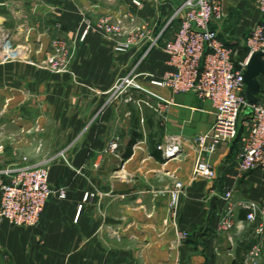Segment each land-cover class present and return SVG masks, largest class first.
<instances>
[{"label":"crops","instance_id":"obj_1","mask_svg":"<svg viewBox=\"0 0 264 264\" xmlns=\"http://www.w3.org/2000/svg\"><path fill=\"white\" fill-rule=\"evenodd\" d=\"M135 1L0 0V28L11 40L20 45L27 26L37 32L36 61L56 35L75 51L66 73L21 60L0 62V180L9 182L3 173L8 168L48 162L51 186L68 189L66 200L50 198L37 226L14 228L4 221L0 264H243L255 244L262 248L264 264V235H257L258 224L246 222V211L237 210L233 231L218 232L226 193L232 192L235 204L264 201V173L239 172L237 143H223L211 158L217 172L213 183L194 179L195 153L166 166L151 155L169 136L193 139L208 133L215 110L195 95L152 85L171 70L163 48L178 28L176 22L169 24L177 4L140 0L137 7ZM224 1L225 19L213 29L234 48L263 16L255 0ZM128 12L140 31L127 37L142 31L149 37L118 53L116 41L95 24L106 15ZM159 35L160 47L148 52ZM132 72L142 75L136 82L150 94L136 93L137 98L153 109L128 103L125 96L111 97L117 80ZM259 80L258 98L264 100V75ZM164 101L172 102L165 115L158 106ZM113 142L119 144L118 156L108 151ZM177 180L188 188L174 227L166 223L169 197L153 192ZM96 190L102 196L85 203V195ZM177 233L187 238L178 242Z\"/></svg>","mask_w":264,"mask_h":264},{"label":"built area","instance_id":"obj_2","mask_svg":"<svg viewBox=\"0 0 264 264\" xmlns=\"http://www.w3.org/2000/svg\"><path fill=\"white\" fill-rule=\"evenodd\" d=\"M176 9L169 24L176 22L177 31L163 50L169 60L171 70L163 77L152 80V85L170 90L175 95H195L203 101L210 102L215 112V122L211 130L193 139L181 135L169 136L159 145L164 166L188 158L192 154L198 156L193 171L195 180L214 182L217 172L210 163L223 143H237V168L242 174L253 172L264 173V100L249 104L246 97L245 72L250 58L257 53L264 59V0H255L263 22L256 26L246 41L247 55L237 60L236 54L223 40L213 25L225 19L224 0H175ZM135 5L140 7L141 1ZM135 17L132 13L106 15L100 18L95 26L109 39L116 41V51L125 53L141 38L149 37L147 32L134 34ZM93 24L89 23L88 30ZM57 25L56 29L60 30ZM131 29L133 30L131 33ZM0 28V62L8 60L25 61L35 67L50 70L52 73L69 72L75 58V51L61 35L51 39L50 48L42 60L21 54L20 46L13 48L8 35H1ZM3 33V32H2ZM161 35L151 39L148 52L160 47ZM135 72L121 77L110 90L111 97L125 96L128 103L145 105L154 108L147 100L137 98L136 93L149 94L136 82ZM150 95V94H149ZM165 106L158 105L164 115L172 105L164 101ZM158 109V108H157ZM245 115V118H243ZM166 121V118H165ZM2 149V147L0 148ZM108 151L118 156L119 144L113 142ZM79 172V171H78ZM9 182L0 180V227L8 221L14 228H32L39 224L43 210L53 195L60 201L67 198V187L54 188L49 182L50 164L12 167L3 172ZM80 173V172H79ZM188 186L177 180L172 187L163 191H155L154 195L169 197V222L177 225L180 212V200ZM102 194L96 190L85 195L84 202L92 201ZM124 198V196H121ZM226 203L220 216L218 232H231L236 228L237 210L247 212L246 222L258 224L257 235H264V201L233 202L232 192L224 195ZM82 206L80 207V211ZM178 242L187 238V234L177 233ZM262 248L253 245L246 253L243 264H260ZM169 264H179L178 261Z\"/></svg>","mask_w":264,"mask_h":264},{"label":"water","instance_id":"obj_3","mask_svg":"<svg viewBox=\"0 0 264 264\" xmlns=\"http://www.w3.org/2000/svg\"><path fill=\"white\" fill-rule=\"evenodd\" d=\"M264 75V59L262 53L254 54L245 72V97L249 104H255L261 91L260 77Z\"/></svg>","mask_w":264,"mask_h":264},{"label":"rangeland","instance_id":"obj_4","mask_svg":"<svg viewBox=\"0 0 264 264\" xmlns=\"http://www.w3.org/2000/svg\"><path fill=\"white\" fill-rule=\"evenodd\" d=\"M44 26H42L43 29ZM49 28H47L48 30ZM40 31V30H39ZM38 31V32H39ZM3 32V33H2ZM1 35H8V37H10V35L5 32V30H2ZM20 45L16 44L15 40H12V44H13V48H17L18 46H20V53L21 54H26V55H30V56H34L36 54V52L40 49L38 46L36 47L35 44V39L37 38V32L36 35L32 34L33 32L28 30V26L27 29L23 32H20ZM247 41V40H246ZM246 41L245 40H241L240 42H238L234 48H232V50L234 51V53L236 54V58L237 60H243L245 58V53H246ZM243 118H245V115H243ZM173 229V228H171ZM175 259V258H173ZM175 260H172V262Z\"/></svg>","mask_w":264,"mask_h":264},{"label":"trees","instance_id":"obj_5","mask_svg":"<svg viewBox=\"0 0 264 264\" xmlns=\"http://www.w3.org/2000/svg\"><path fill=\"white\" fill-rule=\"evenodd\" d=\"M158 147H159V146H157L156 150H153V151H152L151 155H152L154 158H156L157 160L164 162L163 158H162L161 155H160V151H159Z\"/></svg>","mask_w":264,"mask_h":264}]
</instances>
